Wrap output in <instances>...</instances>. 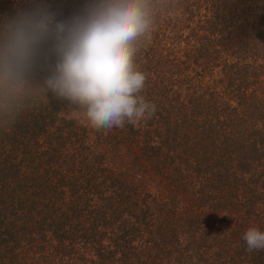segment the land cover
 <instances>
[{
    "label": "trees",
    "instance_id": "trees-1",
    "mask_svg": "<svg viewBox=\"0 0 264 264\" xmlns=\"http://www.w3.org/2000/svg\"><path fill=\"white\" fill-rule=\"evenodd\" d=\"M88 2L0 0V21ZM163 3L151 119L96 131L49 93L0 127V264H264L242 238L264 231V0Z\"/></svg>",
    "mask_w": 264,
    "mask_h": 264
},
{
    "label": "clouds",
    "instance_id": "clouds-1",
    "mask_svg": "<svg viewBox=\"0 0 264 264\" xmlns=\"http://www.w3.org/2000/svg\"><path fill=\"white\" fill-rule=\"evenodd\" d=\"M164 6L163 0H89L77 14L58 21L46 4L38 3L4 18L0 127L22 114L23 102H49V93L96 131L151 119L157 106L143 95L147 74L137 56ZM42 58L48 74L38 82ZM242 238L248 252L264 251V231L258 227L248 228Z\"/></svg>",
    "mask_w": 264,
    "mask_h": 264
},
{
    "label": "rangeland",
    "instance_id": "rangeland-1",
    "mask_svg": "<svg viewBox=\"0 0 264 264\" xmlns=\"http://www.w3.org/2000/svg\"><path fill=\"white\" fill-rule=\"evenodd\" d=\"M157 192H162V191H159V190H156Z\"/></svg>",
    "mask_w": 264,
    "mask_h": 264
}]
</instances>
